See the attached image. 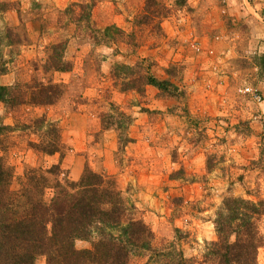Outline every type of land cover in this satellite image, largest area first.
I'll return each instance as SVG.
<instances>
[{"label":"rangeland","instance_id":"rangeland-1","mask_svg":"<svg viewBox=\"0 0 264 264\" xmlns=\"http://www.w3.org/2000/svg\"><path fill=\"white\" fill-rule=\"evenodd\" d=\"M0 36V84L17 85L13 93L25 98L34 82L60 85L53 104H0L10 125L0 154L14 167L12 187L30 167L59 163V176L71 181L86 166L103 172L150 227L153 250L206 264H214V222L226 198L260 203L255 221L264 233V77L256 61L264 0H0ZM62 43L70 68L54 71L53 46ZM145 70L184 87L185 98L129 85ZM245 86L263 102L243 94ZM47 122L59 135L53 154L33 147L53 140ZM163 260L143 251L130 264ZM256 264H264L262 245Z\"/></svg>","mask_w":264,"mask_h":264},{"label":"trees","instance_id":"trees-1","mask_svg":"<svg viewBox=\"0 0 264 264\" xmlns=\"http://www.w3.org/2000/svg\"><path fill=\"white\" fill-rule=\"evenodd\" d=\"M174 1L182 5L186 0ZM110 27L101 31L102 35L109 34ZM3 39L0 36V42ZM63 46V43L53 46L54 71L70 68L60 55ZM256 61L264 77V54L258 55ZM118 66L131 72L140 67ZM144 72L136 74L129 85L137 81L138 90L151 85L167 95L185 98L184 87ZM29 88V96L25 98L20 97V92L13 93L20 89L17 85L0 84V104L49 105L60 98V85L52 81L34 82ZM37 122L44 119L37 118ZM47 123L53 140L33 147L53 154L59 151V135L56 126ZM9 128L0 116V136ZM25 174V181L12 187L14 167L0 154V264H35L41 255L45 256V264H130L131 257L143 251H152L163 258L162 264H206L209 260L198 262L179 250H153L150 227L133 216L121 191L103 172L86 166L79 179L71 181L59 176L56 163L45 170L30 167ZM46 191L50 196L47 197ZM262 213L260 203L243 198L224 200L214 222L217 241L210 251L214 264H256L257 247L264 246V233L259 232L255 220ZM78 239L90 241L91 246L76 248Z\"/></svg>","mask_w":264,"mask_h":264},{"label":"built area","instance_id":"built-area-1","mask_svg":"<svg viewBox=\"0 0 264 264\" xmlns=\"http://www.w3.org/2000/svg\"><path fill=\"white\" fill-rule=\"evenodd\" d=\"M243 94L250 95L253 101L261 104L263 102V96L252 86H245L240 89Z\"/></svg>","mask_w":264,"mask_h":264}]
</instances>
